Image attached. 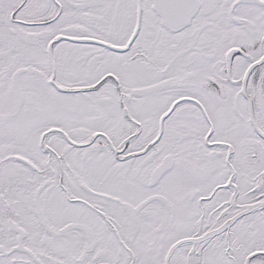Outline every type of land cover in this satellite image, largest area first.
<instances>
[{
    "label": "snow or ice",
    "instance_id": "1",
    "mask_svg": "<svg viewBox=\"0 0 264 264\" xmlns=\"http://www.w3.org/2000/svg\"><path fill=\"white\" fill-rule=\"evenodd\" d=\"M0 264H264V0H0Z\"/></svg>",
    "mask_w": 264,
    "mask_h": 264
}]
</instances>
